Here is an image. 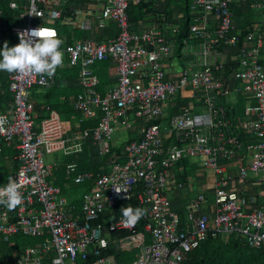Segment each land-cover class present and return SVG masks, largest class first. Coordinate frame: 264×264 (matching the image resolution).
Masks as SVG:
<instances>
[{"label":"built area","instance_id":"obj_1","mask_svg":"<svg viewBox=\"0 0 264 264\" xmlns=\"http://www.w3.org/2000/svg\"><path fill=\"white\" fill-rule=\"evenodd\" d=\"M235 1L192 0L187 37L177 50L184 61L178 81H172L166 78V69L175 40L168 41L156 29L131 31L129 0H105L98 9L70 15L56 8L53 0H8L7 8L23 23L7 28L0 20V72L4 58L12 56L7 84L13 97L11 105H0V160L5 151L15 149L17 162L0 182V242L12 247L16 236L40 241L15 248L0 264H120L116 255L122 253H133V259L123 264H185L209 235L264 247V201L255 207V196L220 189L228 180L216 182L212 217L200 212L206 202L201 193L181 222L166 194L169 170L183 159H197L215 174L223 171L220 159L243 160L247 165L239 167L240 179L248 172L264 177V68L256 55L264 37L256 48H241L237 66L230 70L241 83L235 91L251 94L255 101L244 108L243 119L234 123L215 95L230 92L217 72L219 49L252 40L251 34L242 38L235 27L231 11ZM249 8L264 10V0ZM210 18L216 21L214 29ZM107 21L113 22L116 34L106 41L75 39L69 32L90 30L93 24L103 29ZM170 30L178 35L176 27ZM9 37L12 41L6 47ZM63 55L77 69L80 91L71 97L77 123L99 112L95 127L71 138L64 137L59 114L49 106L47 116L36 124L31 102L34 87L54 85ZM108 61L115 65L116 82L101 93L94 66ZM187 86L205 93L202 112L182 107L163 125L164 104ZM130 116L142 123V135L115 153L112 136L117 128L131 127ZM87 141L98 148L104 165L96 176L74 174L73 166L65 169L67 180L90 185L78 207L50 181L53 169L45 158L80 153ZM131 200L142 209V231L136 229L133 209L123 206ZM117 206L121 212L110 223L99 222L103 213Z\"/></svg>","mask_w":264,"mask_h":264},{"label":"crops","instance_id":"obj_2","mask_svg":"<svg viewBox=\"0 0 264 264\" xmlns=\"http://www.w3.org/2000/svg\"><path fill=\"white\" fill-rule=\"evenodd\" d=\"M255 1L259 0H236L231 8L233 22L237 31L241 34L242 38L251 34L252 40L242 41L234 47H221L219 49L220 54L216 57L218 63L217 72L219 71L218 74L221 77L222 84L224 87L228 85L230 88V92L226 96H220L216 92V101L218 104L226 107L229 117L234 123L243 119V111L246 106L254 105L255 103L251 94L235 91V88L239 87L241 83L236 81L230 72L232 68H236L237 66V56L241 48H256L257 40L260 37H264V10L252 11L249 8L250 4ZM191 2L192 0H129L131 12L129 14L130 30L140 33L156 29L161 31L168 41L175 40V36L171 34L170 29L176 27L179 35L186 26H189L191 21L189 5ZM103 3H105V0H53L54 6L63 10L65 15L74 14L86 9L95 10ZM215 26L216 21L214 18H210V27L214 29ZM65 30L67 31V29ZM69 32L73 33L75 39L91 38L96 41H106L115 36L116 27L113 22L107 21L103 29H98L93 24L90 30L69 29ZM256 55L257 63L264 68V42L257 48ZM183 61L184 59L179 56L176 46L173 57L169 60L166 69L167 79L178 81V70L181 69ZM94 71L98 75L103 92L115 84V65L111 61L97 64L94 66ZM76 78L77 69L70 66L66 56L63 55L62 68L57 71L54 85L49 89L34 88L31 95L36 124L47 116L48 112L45 110V106H49L58 112L65 138L80 135L84 128L95 126L99 119V112L95 111L92 118L83 124L77 123V113L72 109L71 104V97H74L80 91L76 85ZM1 86L2 82L0 81V89ZM204 99L205 93L202 90L193 89L190 86L178 90L175 97L163 106L165 116L163 118V125L167 123L168 117L177 114L181 111L182 107H191L194 113H201ZM3 105L7 104L4 103ZM130 119L132 123L131 127L126 129L117 128L112 136L111 145L116 152H120L126 142L139 139L142 135V123L133 116H130ZM241 137H244L243 134H241ZM15 154V149L5 151L0 160V175H2L0 179L3 178L2 180H4L9 173L16 169L17 162L13 159ZM48 158L49 160L46 163L51 165L53 169L50 181L61 188V195L68 202L79 207L81 196L85 190L90 188V185L89 183L74 184L70 180H67L64 169L68 166H73L74 174L91 172L96 176L99 171L101 172V167L104 163L103 158L97 157L95 145L87 141L84 143L80 153L71 156L55 154ZM78 160L80 166L84 164L85 160L87 169H79L78 171ZM243 164L247 165V162H243V160L227 162L224 159H220L218 165L223 168V171L221 174H215L212 169L202 167L197 159H183L179 161L169 170L168 175V191L166 194L169 199L170 209L176 212L180 218L181 216L185 218L187 210L192 206L196 197L202 193L206 202L202 205L200 212L212 217L214 194L215 190L219 187L216 182L221 178L228 181L220 189L225 192L255 196L257 199L255 207H259L264 201L263 174L248 172L246 178L242 180L239 177L238 170ZM183 220L181 218V222Z\"/></svg>","mask_w":264,"mask_h":264},{"label":"trees","instance_id":"obj_3","mask_svg":"<svg viewBox=\"0 0 264 264\" xmlns=\"http://www.w3.org/2000/svg\"><path fill=\"white\" fill-rule=\"evenodd\" d=\"M7 2L8 0H0V10L2 11V15L0 16L1 24L3 26H6L7 28H10L15 24H22L23 22L21 20H17L16 12L10 11L7 8ZM128 13L131 14L130 8L128 9ZM187 29L188 27L186 26V28L179 35L175 37L177 50L180 48L182 38L187 37ZM11 41H12V38L9 37L7 42L4 43L5 44L4 46L6 47L9 46ZM68 42H70L69 39H68ZM1 67H2V70L0 72V81L2 82V86L0 89V105L1 103L3 104L10 103L11 105L12 99H11V94L8 90L7 73L10 71L12 67V56L9 58L5 57L3 60V65H1ZM98 90L101 93H103V90L101 89L100 85L98 87ZM93 127H89V128H93ZM96 155L97 157H99L97 147H96ZM83 163L84 164L80 166L79 160H78L77 162V165H79L78 171L79 169H87V163L85 162V160ZM64 174H65V171H64ZM0 177H2V175H0ZM2 179H0V182H4ZM123 206H127L133 209L135 213L134 218H135L136 229L137 231H142L144 222L142 221L141 207L137 204L135 200H131L130 202L124 204ZM120 212H121L120 206H117L112 211H107L103 213V215L99 219V222L108 224ZM181 218L184 219L182 216ZM182 222H184V220ZM39 241H40L39 239H35V238L16 236L12 239V242L14 243L12 247L11 246L9 247L7 246V244L0 242V244L4 245L3 249L0 251V261L3 260L6 256L10 255V253L13 250H15V248L22 247V246H28V245L33 246ZM262 248L261 249L251 248L247 246L244 243V241L235 239L233 237L225 241L221 239L220 237L213 238L212 236L209 235L208 238H206L203 242H201L198 245V247L194 249L187 256V260L185 264H264V247ZM111 253L112 251L107 252L106 254H111ZM125 254L122 253V254L116 255L117 262H119L120 264H123L133 259V253H130L131 254L130 256H125Z\"/></svg>","mask_w":264,"mask_h":264},{"label":"clouds","instance_id":"obj_4","mask_svg":"<svg viewBox=\"0 0 264 264\" xmlns=\"http://www.w3.org/2000/svg\"><path fill=\"white\" fill-rule=\"evenodd\" d=\"M34 88H39V87H34ZM33 88V89H34ZM33 89H32V91H31V95H32V93H33ZM42 89V88H41ZM10 92V91H9ZM11 94V93H10ZM11 99H12V101H11V103L13 102V97H12V95H11ZM129 142V141H128ZM127 143V142H126ZM122 149V148H121ZM112 151H114L115 153H119L118 151L116 152L115 150H114V148L112 147ZM5 153V152H4ZM4 155V154H3ZM100 157V156H99ZM178 163V162H177ZM16 166H17V164H16ZM1 172V171H0ZM7 175V174H6ZM4 181V180H3ZM72 182V181H71ZM3 183V182H2ZM79 185H81V184H79ZM184 220H185V218H184ZM218 237H220V236H218ZM221 238V237H220ZM229 238H231V236H228V237H223V238H221V239H223V240H225V239H229ZM234 238V237H233ZM227 240H225V241H227ZM8 246V245H7ZM9 247H10V245H9Z\"/></svg>","mask_w":264,"mask_h":264},{"label":"rangeland","instance_id":"obj_5","mask_svg":"<svg viewBox=\"0 0 264 264\" xmlns=\"http://www.w3.org/2000/svg\"><path fill=\"white\" fill-rule=\"evenodd\" d=\"M49 156H51V155H49ZM49 156H46V158H45L46 162H48L49 158L47 159V157H49ZM225 240H227V239H225ZM3 247H4V245L0 244V251L3 249ZM130 255H131L130 253L125 254V256H130Z\"/></svg>","mask_w":264,"mask_h":264},{"label":"bare ground","instance_id":"obj_6","mask_svg":"<svg viewBox=\"0 0 264 264\" xmlns=\"http://www.w3.org/2000/svg\"><path fill=\"white\" fill-rule=\"evenodd\" d=\"M189 14V13H188ZM16 16V15H15ZM185 18V17H184ZM179 20V19H178ZM177 24V23H176ZM183 24V23H182ZM9 25V24H8ZM75 30V29H74ZM163 34V33H162ZM181 39V38H180ZM9 42V41H8ZM244 45V44H243ZM255 46V45H254ZM240 95V94H239ZM243 101V100H242ZM208 202V201H207ZM208 204V203H207ZM208 208H209V206H208ZM262 248V247H261ZM260 248V249H261ZM256 249V248H255ZM258 249V248H257ZM263 249V248H262Z\"/></svg>","mask_w":264,"mask_h":264}]
</instances>
